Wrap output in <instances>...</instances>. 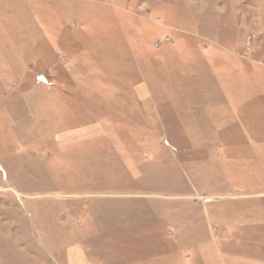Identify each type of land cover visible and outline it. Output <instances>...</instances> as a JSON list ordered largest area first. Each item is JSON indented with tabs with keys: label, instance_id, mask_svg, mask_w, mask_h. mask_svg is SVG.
<instances>
[{
	"label": "rangeland",
	"instance_id": "374dc122",
	"mask_svg": "<svg viewBox=\"0 0 264 264\" xmlns=\"http://www.w3.org/2000/svg\"><path fill=\"white\" fill-rule=\"evenodd\" d=\"M0 264H264V0H0Z\"/></svg>",
	"mask_w": 264,
	"mask_h": 264
}]
</instances>
